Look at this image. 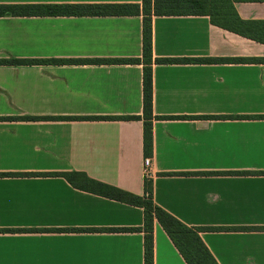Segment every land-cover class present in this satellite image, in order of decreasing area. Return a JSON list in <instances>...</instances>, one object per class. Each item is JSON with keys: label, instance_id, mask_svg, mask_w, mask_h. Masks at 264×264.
I'll return each mask as SVG.
<instances>
[{"label": "crops", "instance_id": "crops-1", "mask_svg": "<svg viewBox=\"0 0 264 264\" xmlns=\"http://www.w3.org/2000/svg\"><path fill=\"white\" fill-rule=\"evenodd\" d=\"M143 0H0V5ZM244 21L264 1L241 0ZM157 206L218 264H264V44L206 16L153 18ZM143 17H0V60L142 59ZM143 65L0 66V264H145L144 210L73 187L79 172L144 196ZM27 118H31L27 120ZM86 118V119H85ZM245 228V229H243ZM154 264H187L154 224Z\"/></svg>", "mask_w": 264, "mask_h": 264}, {"label": "trees", "instance_id": "trees-1", "mask_svg": "<svg viewBox=\"0 0 264 264\" xmlns=\"http://www.w3.org/2000/svg\"><path fill=\"white\" fill-rule=\"evenodd\" d=\"M241 0H143L142 4H26L0 5V17H143L142 59L113 60H0V66L55 64L143 65L144 112L142 117H101L102 120H141L144 122V155H154V65L185 63H216L219 60L154 59L153 18L164 16H206L214 26L264 44V21H244L236 10ZM243 1V0H242ZM264 1V0H249ZM237 62L264 63L262 59H239ZM31 118H27L30 120ZM86 119V118H85ZM73 187L105 198L139 207L144 210V226L140 228L110 229V231L138 232L145 236V264H154V224L162 226L187 264H218L204 244L201 233L206 231L238 230L230 228H192L157 206L154 202L153 180H145L144 196H137L89 178L84 173L57 174ZM245 229V228H243Z\"/></svg>", "mask_w": 264, "mask_h": 264}, {"label": "built area", "instance_id": "built-area-1", "mask_svg": "<svg viewBox=\"0 0 264 264\" xmlns=\"http://www.w3.org/2000/svg\"><path fill=\"white\" fill-rule=\"evenodd\" d=\"M144 164L149 179V177L151 176L152 158H146Z\"/></svg>", "mask_w": 264, "mask_h": 264}]
</instances>
